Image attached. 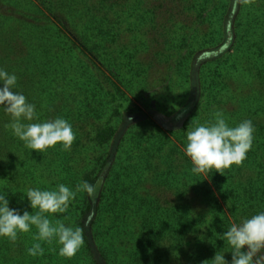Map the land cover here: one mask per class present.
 Instances as JSON below:
<instances>
[{"label": "rangeland", "instance_id": "1", "mask_svg": "<svg viewBox=\"0 0 264 264\" xmlns=\"http://www.w3.org/2000/svg\"><path fill=\"white\" fill-rule=\"evenodd\" d=\"M109 2L101 7L104 17L88 18L81 0H65L73 12L69 22L56 33L41 23L23 68L6 69L18 77L15 91L36 105L34 122L64 118L76 139L70 151L58 144L31 153L0 111V191L11 208L31 213L28 187L65 184L75 190L95 178L116 150L95 227L109 264H203L216 252L230 262L227 243L217 251L205 237L214 228L210 220L198 227L188 220L189 212H210L213 198L224 205L221 199L233 195L222 189L219 172L191 171L186 131L214 122L217 112L232 126L252 120L255 139L247 159L223 172L244 167L248 177L264 181V0H239L234 14L233 0ZM186 108L191 111L183 123L172 127ZM189 197L198 203L191 211ZM85 198L79 193L66 213L49 219L79 227ZM35 235L33 227L15 242L0 238V264H92L85 244L71 259L59 256L55 242L42 244V257L29 256Z\"/></svg>", "mask_w": 264, "mask_h": 264}, {"label": "clouds", "instance_id": "2", "mask_svg": "<svg viewBox=\"0 0 264 264\" xmlns=\"http://www.w3.org/2000/svg\"><path fill=\"white\" fill-rule=\"evenodd\" d=\"M17 83L15 73L0 67V111L10 116L11 122L7 127L13 135L31 153H43L58 144L62 150L70 151L76 139L72 124L64 118L34 122L39 120L36 105L28 102L23 93L15 91ZM254 133L252 120L232 126L222 112L216 113L214 122L188 128L184 154L192 163L191 171L223 175V170L241 165L253 147ZM98 188L99 181L95 185L88 181L80 182L75 190L65 184L51 190L28 187L26 198L31 213L11 208L8 194L0 191V238L15 242L19 234L28 233L35 227L33 239L38 242L26 249L29 256L42 257L45 254L42 244L55 242L59 256L73 258L85 242L82 228L66 226L59 220L53 223L49 216L66 213L79 193L94 197ZM220 236L231 249V261L226 260L225 253L216 252L203 264H264V255H261L264 253V211L239 223L233 222Z\"/></svg>", "mask_w": 264, "mask_h": 264}, {"label": "trees", "instance_id": "3", "mask_svg": "<svg viewBox=\"0 0 264 264\" xmlns=\"http://www.w3.org/2000/svg\"><path fill=\"white\" fill-rule=\"evenodd\" d=\"M10 1H12V5H9ZM5 2H8V4ZM108 2L109 0H81L83 5L82 15L88 18L104 17L105 14L101 7L110 4ZM64 3L65 0H22L21 3L17 4L15 0H0V49H2V52H0V67L5 70L13 67L22 69L31 46H35V42L39 39V32L43 28L41 23L51 27L47 30L48 32L53 31L56 33L57 27L62 26L72 16L73 12L68 10ZM233 3L234 14L237 13L240 3L239 0H233ZM62 29L66 30V27L63 26ZM66 32L69 33V30H66ZM231 32L230 27L229 33L231 34ZM223 51L207 53L202 56V59L217 58ZM190 111L191 108L181 110L176 115L172 127H179ZM115 154L116 150L105 161L99 174L95 178L88 179V182L94 185L99 181V188L94 197H89L86 194L85 209L81 213L78 222V226L83 230L85 248L92 264H109L96 240L95 227L104 214V203L108 193L105 188L106 181L113 168ZM244 170V167H240L235 171L233 169V171L223 172L222 189L226 187V189L231 190L233 195L231 198L223 197L221 199L224 201V205L220 203L219 199L213 198L211 200V202H214L211 206L213 209L210 212L205 210L200 217L189 212L188 220L192 222L193 227H198L208 219L210 220L209 227L214 228L210 229L205 237L210 242V246L218 248L217 251L227 248L226 242L222 241L220 236L224 232L220 231V225L230 228L233 222L239 223L242 218H250L258 212L264 211V181L259 182L258 178L248 177ZM246 177L248 178L246 179ZM218 189L221 188L218 187ZM197 204L195 198H188L190 211ZM219 219L222 220L219 221ZM218 233L220 234L219 237L216 236Z\"/></svg>", "mask_w": 264, "mask_h": 264}]
</instances>
